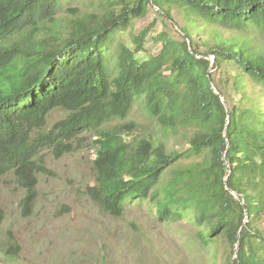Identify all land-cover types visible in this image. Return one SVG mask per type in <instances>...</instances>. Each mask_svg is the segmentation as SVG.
<instances>
[{
	"label": "trees",
	"instance_id": "obj_1",
	"mask_svg": "<svg viewBox=\"0 0 264 264\" xmlns=\"http://www.w3.org/2000/svg\"><path fill=\"white\" fill-rule=\"evenodd\" d=\"M89 3L85 12L65 8L63 20L61 0H0V177L13 175L28 211L37 175L47 172L40 152L61 157L91 132L88 195L102 211L119 218L125 205L146 203L160 222L186 218L202 244H228L230 264H264V230L255 227L264 217V0ZM151 7L169 21L173 10L183 15L179 39L162 30L152 37L158 53L147 55L153 21L130 45L116 43ZM224 66L233 71L224 82L232 81L234 103L212 78ZM136 105L161 135L186 131L188 148L168 151L157 133L125 122ZM56 110L66 117L47 129ZM2 246L10 258L20 250L15 241Z\"/></svg>",
	"mask_w": 264,
	"mask_h": 264
},
{
	"label": "rangeland",
	"instance_id": "obj_2",
	"mask_svg": "<svg viewBox=\"0 0 264 264\" xmlns=\"http://www.w3.org/2000/svg\"><path fill=\"white\" fill-rule=\"evenodd\" d=\"M91 0H61L60 19L66 20L70 13L65 8L78 7L83 12L91 8ZM151 7L146 17L136 19L123 32L116 33L115 42L130 45L131 38L153 21L155 26L145 39L143 48L147 55H155L160 49L152 37L160 31L168 32L179 39V27L185 25L183 15L173 10V21L162 18ZM206 27L202 39H209ZM225 37L232 35L222 31ZM258 40L259 38L256 37ZM212 46L200 44L199 51H208ZM212 60V57H208ZM232 74L228 67L214 71L212 78L220 92L230 100H237L232 81L225 86V79ZM229 74V75H228ZM215 91H217L215 89ZM61 110L52 112L47 120V129L64 119ZM135 120L144 132L160 136L168 151L182 152L188 148L186 131L161 135L137 105L125 121ZM115 123V122H114ZM156 129V131L151 130ZM94 134L85 133L76 138L70 153L56 157L43 150L39 157L46 173L37 175V197L28 211L21 201L24 191L14 181L12 174L0 177V205L4 220L0 225V264H230L235 258L232 248L222 241L202 244L196 230L180 218L175 221L156 220L152 207L146 203L127 204L121 217L108 215L92 201L88 187L95 185ZM246 222V221H245ZM264 230V217L255 224ZM16 242L20 248L16 255L2 254L3 244ZM234 249V248H233ZM236 251V250H235ZM10 258L11 260H8Z\"/></svg>",
	"mask_w": 264,
	"mask_h": 264
},
{
	"label": "water",
	"instance_id": "obj_3",
	"mask_svg": "<svg viewBox=\"0 0 264 264\" xmlns=\"http://www.w3.org/2000/svg\"><path fill=\"white\" fill-rule=\"evenodd\" d=\"M189 46H190V44H189ZM211 72H212V68H211V66H210V68H209V70H208V78H209V79H211V77H210V76H211V75H210ZM212 89H213L214 93H215L216 95L219 96L220 101L222 102V104L224 105L225 109L227 110V106H226V103H225L223 97L220 96V95L217 93V91H215V89H214L213 87H212ZM227 122H228V118H227ZM226 180H227V178H226L225 181H224L225 183H226ZM232 195L234 196L235 199L238 200V196H237L236 193L232 192ZM241 205L243 206L244 209H246V205H245V203H244L243 201L241 202ZM235 250L237 251V247H235Z\"/></svg>",
	"mask_w": 264,
	"mask_h": 264
},
{
	"label": "clouds",
	"instance_id": "obj_4",
	"mask_svg": "<svg viewBox=\"0 0 264 264\" xmlns=\"http://www.w3.org/2000/svg\"><path fill=\"white\" fill-rule=\"evenodd\" d=\"M213 63V60H211V64ZM212 68V67H211Z\"/></svg>",
	"mask_w": 264,
	"mask_h": 264
}]
</instances>
